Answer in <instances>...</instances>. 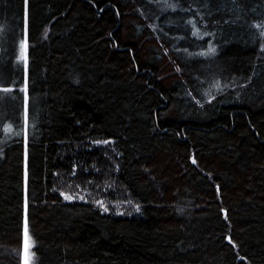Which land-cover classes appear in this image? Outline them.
<instances>
[{"label":"trees","instance_id":"trees-1","mask_svg":"<svg viewBox=\"0 0 264 264\" xmlns=\"http://www.w3.org/2000/svg\"><path fill=\"white\" fill-rule=\"evenodd\" d=\"M177 2L216 54L156 0H0V264H264V0Z\"/></svg>","mask_w":264,"mask_h":264},{"label":"rangeland","instance_id":"rangeland-1","mask_svg":"<svg viewBox=\"0 0 264 264\" xmlns=\"http://www.w3.org/2000/svg\"><path fill=\"white\" fill-rule=\"evenodd\" d=\"M154 2V1H153ZM152 3V2H151ZM158 9L159 14L158 18L163 20V30L162 36L175 32V44H173L174 49L180 50L188 58L186 60H191L195 58H208L213 56L218 52L219 44L222 33L218 30V27L211 29L210 27V15L202 12H191L188 10H183L179 7L177 0H156V3H153ZM157 17V16H155ZM241 24L246 25V18L242 17ZM254 22L255 27L258 28V32L263 36L264 41V19ZM216 24V23H214ZM155 30V26L153 27ZM165 31V32H164ZM170 36V35H168ZM25 33L23 36L16 37V51L18 58L25 57ZM161 41V38H160ZM163 41V40H162ZM211 49V51H210ZM21 60V59H20ZM218 61L208 60L203 65H200L204 68L205 78L214 79L212 69L217 66ZM195 69L199 68L198 65H193ZM200 72L195 70L194 77L199 76ZM124 194V193H123ZM66 200H86L82 194H62ZM70 197V199L66 198ZM124 202H118L116 205L109 204L105 202L104 199L95 200L94 203L101 208L103 211L114 212L118 214H130L133 211L137 210V204L127 200L123 197ZM122 199V200H123ZM131 208V209H129ZM24 243H25V227H24Z\"/></svg>","mask_w":264,"mask_h":264},{"label":"snow or ice","instance_id":"snow-or-ice-1","mask_svg":"<svg viewBox=\"0 0 264 264\" xmlns=\"http://www.w3.org/2000/svg\"><path fill=\"white\" fill-rule=\"evenodd\" d=\"M211 51V49H210ZM68 199H70V197H66ZM31 245L29 244V237H28V230H27V225L25 226V251L27 252L28 248ZM25 264H28V259H25Z\"/></svg>","mask_w":264,"mask_h":264}]
</instances>
